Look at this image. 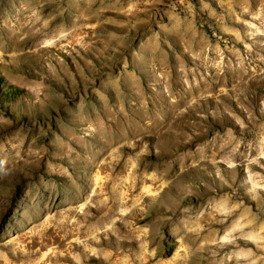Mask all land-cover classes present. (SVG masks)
I'll list each match as a JSON object with an SVG mask.
<instances>
[{
    "label": "rangeland",
    "instance_id": "obj_1",
    "mask_svg": "<svg viewBox=\"0 0 264 264\" xmlns=\"http://www.w3.org/2000/svg\"><path fill=\"white\" fill-rule=\"evenodd\" d=\"M108 262L264 264V0H0V264Z\"/></svg>",
    "mask_w": 264,
    "mask_h": 264
},
{
    "label": "bare ground",
    "instance_id": "obj_2",
    "mask_svg": "<svg viewBox=\"0 0 264 264\" xmlns=\"http://www.w3.org/2000/svg\"><path fill=\"white\" fill-rule=\"evenodd\" d=\"M114 141V140H113ZM116 141V140H115ZM120 143V142H119ZM111 144V143H110ZM117 144V143H116ZM114 145V144H113ZM118 203V202H117ZM116 203V204H117ZM116 206V205H115ZM108 208V207H107ZM69 211H71V210H69ZM96 212V211H95ZM85 213V212H84ZM83 213V214H84ZM76 214V213H75ZM80 214V213H79ZM97 214H98V211H97ZM118 214V213H117ZM134 215V214H133ZM84 216H86V215H84ZM107 216H109V214H107ZM103 217V216H102ZM79 218L82 220V222H84V217L83 216H79ZM96 218V217H95ZM91 219V218H90ZM105 219H106V217H105ZM86 221V220H85ZM79 223H81L79 220L78 221H75V222H72V223H69V222H65L64 224H59V226H58V229H67V230H69L70 231V233H74V232H77V234H78V236L79 235H81V234H87L86 233V228H85V226L83 225V226H79ZM90 226V225H89ZM100 228V227H99ZM109 228L107 227V230H108ZM92 230V231H91ZM90 231H88V233L90 234V239L87 241L86 240V242H90V243H92V244H97V242L99 241H96V236H93V234H95L94 232H95V230H96V226H94L93 227V229H91ZM106 229H104V231H105ZM69 233V232H68ZM103 233V232H102ZM98 234V233H97ZM106 234V233H105ZM70 235V234H69ZM104 235V234H103ZM71 236H72V234H71ZM74 236V235H73ZM99 236H101V235H99ZM87 237V236H86ZM100 239V238H99ZM75 242V241H74ZM85 243V242H84ZM83 243V244H84ZM99 243V242H98ZM72 244H73V246H74V248H76L77 247V244L76 243H73L72 242ZM87 245V244H86ZM89 245V244H88ZM87 245V246H88ZM86 246V247H87ZM98 246V245H97ZM83 247V246H82ZM85 247V246H84ZM89 247H91L90 245H89ZM96 247V246H95ZM96 249V248H95ZM92 250V249H91ZM90 250V251H91ZM87 251V250H86ZM89 252V251H88ZM93 252V251H92ZM98 252V251H97ZM86 253V252H85ZM98 253H100V251L98 252ZM88 255V254H87ZM96 255V254H95ZM86 256V255H85ZM91 256H93V255H91ZM100 256V255H99ZM87 257V256H86ZM110 261V260H109ZM111 263V262H110ZM108 264H109V262H108Z\"/></svg>",
    "mask_w": 264,
    "mask_h": 264
}]
</instances>
